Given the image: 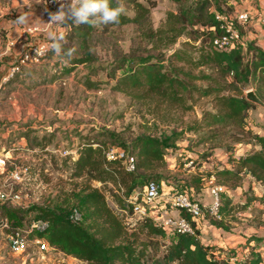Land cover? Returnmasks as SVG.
Segmentation results:
<instances>
[{
  "label": "trees",
  "instance_id": "trees-1",
  "mask_svg": "<svg viewBox=\"0 0 264 264\" xmlns=\"http://www.w3.org/2000/svg\"><path fill=\"white\" fill-rule=\"evenodd\" d=\"M228 1L191 0L186 7L168 12L159 27L147 32L148 37L158 45L156 48L166 49L187 35L189 40L183 43L184 47L167 58L164 55L158 59L148 55L123 58L105 74L108 81H113V90L138 100H154L189 111L199 99L209 98L211 109L204 110L201 119L183 131L161 138L141 136L130 143L113 131L94 129L90 135H80L73 129L83 141L74 157L63 158V165H69L68 188L62 187L49 201L26 210L1 207L2 218L8 223L7 233L42 220L45 228L33 229L28 238L44 239L51 250L85 264H264L262 254L253 248L249 249L250 257L234 263L223 247L203 243L195 221L183 211L181 214L194 227V234H167L149 211L133 220V207L140 201L144 186L159 176V169L167 167V151L175 148L185 132L196 135V139L189 140L187 148L210 143L225 149L230 168L211 174L216 184L231 191L241 186L248 176L264 190V135L245 128L249 110L257 107L246 99V92L251 89L264 101V51L255 40L248 41L245 50L239 46L226 51L213 49L211 40L221 31L220 20L215 15L235 13ZM116 2L111 0V6L115 7ZM124 4L133 9L134 15L123 14L119 24L105 27L127 24L141 27L148 21L155 3L124 0ZM73 28L76 29L73 37L83 42L94 31L87 24ZM92 60L91 55L85 54L72 63L78 66ZM194 70L198 73L193 74ZM25 136L30 140L28 131ZM225 137L231 143L246 139L253 143L246 152L235 156L233 145L222 142ZM47 144L35 141L31 146L39 147V152L44 154ZM110 147L119 148L126 157L133 158V169H127L123 158L108 160L106 154ZM222 196L215 214L203 210L216 229L229 231L232 223L242 224L247 218L244 214L249 215L250 223L264 225V193L256 195L250 191L242 203ZM253 202L260 203L261 207H254Z\"/></svg>",
  "mask_w": 264,
  "mask_h": 264
},
{
  "label": "rangeland",
  "instance_id": "rangeland-1",
  "mask_svg": "<svg viewBox=\"0 0 264 264\" xmlns=\"http://www.w3.org/2000/svg\"><path fill=\"white\" fill-rule=\"evenodd\" d=\"M153 1L154 7L150 9L148 21L143 26L127 24L105 27L104 24H98L92 26L94 31L86 42L73 37L76 30L73 27L78 24L73 23L75 17L70 9H65L68 11L65 21H52L49 14L59 10L49 9L46 0L29 1L30 10L38 11H30V25H37L35 30L30 28L31 33L42 35L39 42L46 44L47 52L39 62L23 64L19 73L10 81L2 83L0 89V155L5 157V173L0 176V191L9 196L18 195L15 201L0 202V208L12 206L26 210L34 205L40 206L57 195L62 187L68 188L69 165H63V158L75 156L77 146L83 141L76 136L77 133L90 135L94 129L108 130L119 134L127 143L141 136L161 138L194 125L201 119L204 110L211 109L209 98L199 99L189 111L154 100L145 102L113 90V81L107 80L106 72L123 58L139 55L155 59L164 55L167 58L189 40L187 35H182L174 45L166 49L156 48L158 45L148 37L147 32L159 27L168 12L186 7L191 0ZM143 3L147 6L146 2ZM125 14L133 16L134 11L126 7ZM44 18L51 20V24L45 25L42 22ZM56 44L60 45L59 49L53 47ZM32 45L34 43L24 47ZM69 49H75L71 58H68ZM85 54L91 55L93 60L73 66L72 60ZM17 57H20V53ZM192 73L197 74L198 71ZM200 83L205 85V82H197V85ZM245 128L264 135V107L257 105L249 110ZM73 129H77L76 134L72 132ZM27 131L30 140L25 136ZM195 137L191 132H185L175 143V148L167 151V167L159 169V176L151 180L156 182L162 196L186 192L190 197L197 198V194L206 191L211 177L214 182L211 174L222 164L219 160L221 156H224L226 163L227 153L218 144L206 143L187 148L189 140ZM35 141L48 142L46 153L42 154L39 147L31 146ZM222 142L233 145L235 156L246 152L253 143L249 139L231 143L229 137H225ZM190 159L195 164L193 169L184 165ZM16 174L20 176L19 180H15ZM248 181L244 180L238 187L243 189L234 194L236 199H241L242 191L245 200L250 191L256 195L264 193L262 188ZM94 185L99 186L98 183ZM252 205L261 207L258 202ZM144 206L155 221L169 214L166 210L172 209L163 198L150 208ZM171 212L174 213V210ZM202 217L195 222L201 223ZM243 217L247 218L242 220V224L232 223L229 231L209 230L202 226L199 238L207 245L223 247L234 263L250 257V248L260 252L264 259V225L250 223L248 214ZM137 218L135 216L133 220ZM1 220L0 231L3 235L0 238V264H85L53 250L40 252L32 243L23 252H10L7 236L12 232H6L8 223L4 218ZM29 224H25L22 229H26Z\"/></svg>",
  "mask_w": 264,
  "mask_h": 264
},
{
  "label": "built area",
  "instance_id": "built-area-1",
  "mask_svg": "<svg viewBox=\"0 0 264 264\" xmlns=\"http://www.w3.org/2000/svg\"><path fill=\"white\" fill-rule=\"evenodd\" d=\"M47 7L51 10H61V4L64 0H46ZM72 0H67V4H71ZM67 4L65 9H67ZM259 19L264 29V7L259 11ZM218 20H220V33L214 36L211 40L213 49L216 51H226L231 47L239 46L242 50H245L248 41L242 32L234 27L233 19L234 16L241 22L248 21L251 17L250 14L236 13L234 14H216ZM49 20V19H48ZM51 24V21L47 25ZM35 30V28H34ZM47 52L46 44L42 42L34 43L31 47H23L20 51V57H16L14 61L8 65L5 75L1 79V83H6L13 79L18 73L23 64L27 62H39L45 57ZM244 153V152H243ZM106 157L108 160L115 158H123L126 160L127 169H133V158L126 157L125 153L116 147L108 148ZM188 168H194L195 164L192 159L187 161L185 164ZM5 173V157L0 155V176ZM20 176L16 174L15 180H19ZM206 193L209 196V202H201L200 200L190 197L186 192H172L165 195L160 194V189L156 182L149 181L143 188L140 201L134 204L133 214L137 217H143L148 212L144 209V205L150 208L158 199L163 198L165 202H168L172 206L174 213L169 212L164 216L159 217L157 223L166 231L167 234L174 233H189L194 234V227L190 221L181 214L183 211L185 214L190 216L192 221H196L198 218L203 216V210H208L209 213L215 214L221 203V196L226 194L227 191L223 186L218 185L212 181L209 182ZM133 198H137L134 196ZM18 199V195L14 194L9 196L3 191H0V202L7 200L15 201ZM150 213V212H149ZM196 223V222H195ZM4 226L6 222L4 221ZM46 224L42 220L32 221L26 229H16L10 235L7 236L9 242V249L12 253H18L25 251L27 245L32 243L37 246L40 252H46L51 250L50 246L44 239L33 238L29 239L28 235L33 229L43 230Z\"/></svg>",
  "mask_w": 264,
  "mask_h": 264
},
{
  "label": "crops",
  "instance_id": "crops-1",
  "mask_svg": "<svg viewBox=\"0 0 264 264\" xmlns=\"http://www.w3.org/2000/svg\"><path fill=\"white\" fill-rule=\"evenodd\" d=\"M30 0H0V89L2 86L1 79L5 75L6 69L8 65L17 57L20 53L21 49L28 45L29 43H37L41 38L40 33H31L30 28H36L37 25H30ZM229 4H231L234 15L236 13L246 12L251 15L250 19L245 22L239 21L235 16L233 22L235 26L242 32L247 41L255 40L256 45H258L264 51V29L261 25L259 19V11L264 7V0H229ZM33 9L34 6H31ZM38 13V11H31ZM25 16V23L18 24L16 21L20 16ZM37 17L39 15L37 14ZM51 20L43 19L42 22L47 25ZM41 23V27H42ZM222 164L217 167V170H221L223 168H230L227 163H225L224 156H221L219 159ZM191 172V171H190ZM194 173V172H193ZM201 176V174H200ZM245 181L249 180V184L253 183L252 179L248 176L245 177ZM254 184V183H253ZM170 186V185H169ZM260 188L259 186H256ZM243 188H238L235 191H228L227 196L230 197L235 202H244V192L242 191L241 199H236L234 194L238 190H242ZM207 190V189H206ZM196 199L204 200L205 203L209 202V196L206 194V191L203 190L202 194H197ZM195 198V197H194ZM207 199V200H206ZM172 209L166 210V213L171 212ZM2 216L0 213V222L2 223ZM197 228L208 227L209 230H214V226H212L208 219L203 215L202 222L196 223ZM216 229V228H215ZM220 231V229H216ZM223 231V230H221ZM224 233V232H221ZM3 233L0 231V238ZM6 238V237H5ZM25 264V263H24Z\"/></svg>",
  "mask_w": 264,
  "mask_h": 264
},
{
  "label": "clouds",
  "instance_id": "clouds-1",
  "mask_svg": "<svg viewBox=\"0 0 264 264\" xmlns=\"http://www.w3.org/2000/svg\"><path fill=\"white\" fill-rule=\"evenodd\" d=\"M67 0L61 4V10L56 13H50L52 21H65L68 17V11L65 10ZM67 9L71 10L72 16L75 17L73 23L87 24L96 26L98 24H119L120 17L125 14L126 7L124 0H117L116 6H111V0H72L71 4H67ZM18 24L25 23V16H20L16 21ZM61 39L63 37L61 36ZM54 48L59 49L60 45H53ZM75 49H69L68 58H71ZM58 55V53H57Z\"/></svg>",
  "mask_w": 264,
  "mask_h": 264
},
{
  "label": "water",
  "instance_id": "water-1",
  "mask_svg": "<svg viewBox=\"0 0 264 264\" xmlns=\"http://www.w3.org/2000/svg\"><path fill=\"white\" fill-rule=\"evenodd\" d=\"M245 97L248 101L253 102L261 107H264V102L260 100L253 91H247Z\"/></svg>",
  "mask_w": 264,
  "mask_h": 264
}]
</instances>
